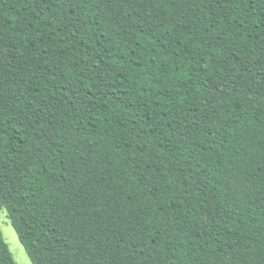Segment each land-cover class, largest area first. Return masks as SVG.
Here are the masks:
<instances>
[{"label": "trees", "instance_id": "1", "mask_svg": "<svg viewBox=\"0 0 264 264\" xmlns=\"http://www.w3.org/2000/svg\"><path fill=\"white\" fill-rule=\"evenodd\" d=\"M261 45L249 0H0V211L32 264H264L234 80Z\"/></svg>", "mask_w": 264, "mask_h": 264}, {"label": "snow or ice", "instance_id": "2", "mask_svg": "<svg viewBox=\"0 0 264 264\" xmlns=\"http://www.w3.org/2000/svg\"><path fill=\"white\" fill-rule=\"evenodd\" d=\"M249 2H258L264 5V0H249ZM256 61H259V76L257 77ZM249 77L253 79L249 80ZM234 80L241 88H248L250 99L253 100L256 107L264 111V45H261V54L259 56L253 53V63L251 65L244 64L243 68L237 69V76Z\"/></svg>", "mask_w": 264, "mask_h": 264}, {"label": "rangeland", "instance_id": "3", "mask_svg": "<svg viewBox=\"0 0 264 264\" xmlns=\"http://www.w3.org/2000/svg\"><path fill=\"white\" fill-rule=\"evenodd\" d=\"M0 230L17 264H32L4 209L0 211Z\"/></svg>", "mask_w": 264, "mask_h": 264}]
</instances>
